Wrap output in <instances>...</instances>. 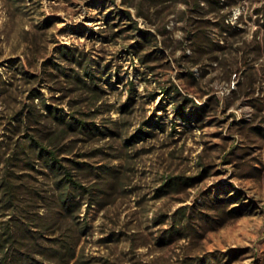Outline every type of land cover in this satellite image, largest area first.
I'll return each instance as SVG.
<instances>
[{
  "label": "rangeland",
  "instance_id": "rangeland-1",
  "mask_svg": "<svg viewBox=\"0 0 264 264\" xmlns=\"http://www.w3.org/2000/svg\"><path fill=\"white\" fill-rule=\"evenodd\" d=\"M9 233L34 264H264V0H0Z\"/></svg>",
  "mask_w": 264,
  "mask_h": 264
},
{
  "label": "trees",
  "instance_id": "trees-1",
  "mask_svg": "<svg viewBox=\"0 0 264 264\" xmlns=\"http://www.w3.org/2000/svg\"><path fill=\"white\" fill-rule=\"evenodd\" d=\"M180 91H178V94ZM173 94V98H176L177 93H171ZM190 99H186L185 102H182L180 104L176 105V109L179 115L186 118L188 117V106L187 103ZM194 107V106H193ZM73 122V121H70ZM73 123L79 124L80 121H74ZM33 144L36 145L41 152H46L47 155V161L50 162V165L52 168L56 167V163H58V160L56 158V155L54 152L46 150L45 147H43L40 143H38L36 140L33 139ZM65 180L76 183V181L72 178V175L69 173L65 174ZM15 247V237H13L12 234L9 233L8 237L4 239V241L0 242V248L2 250V264H34L30 260V256L28 254L20 255L16 253Z\"/></svg>",
  "mask_w": 264,
  "mask_h": 264
}]
</instances>
